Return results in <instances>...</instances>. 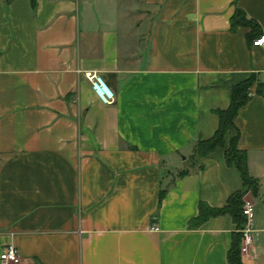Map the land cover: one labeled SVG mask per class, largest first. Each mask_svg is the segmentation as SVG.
Wrapping results in <instances>:
<instances>
[{"label": "crops", "instance_id": "obj_1", "mask_svg": "<svg viewBox=\"0 0 264 264\" xmlns=\"http://www.w3.org/2000/svg\"><path fill=\"white\" fill-rule=\"evenodd\" d=\"M237 7L264 34V0H0V256L14 244L20 264H228L233 216L198 217L244 188L225 158L239 134L259 182L242 259L264 264L256 87L226 146L191 159L234 85L255 73L264 87V46L232 29Z\"/></svg>", "mask_w": 264, "mask_h": 264}, {"label": "trees", "instance_id": "obj_2", "mask_svg": "<svg viewBox=\"0 0 264 264\" xmlns=\"http://www.w3.org/2000/svg\"><path fill=\"white\" fill-rule=\"evenodd\" d=\"M32 4L36 7V0H32ZM232 29L238 27H249L251 29V36L254 40L261 35V28L259 23L254 19L249 18L245 11L237 7L231 18ZM252 40V41H253ZM255 92L264 96L263 84L259 82L257 75L253 73L251 77L245 81L238 83L232 87L231 103L226 109L216 110L219 116V127L210 139H198L195 143L192 160L198 157H204L218 148L226 146V135L231 128H235V119L239 110L252 97ZM239 134H237L230 142V145L225 151V158L228 165L235 167L243 180L244 188L237 191L228 199L227 204L222 208H213L206 203L200 205V215L198 217V225L204 223L211 217H216L224 214H231L237 223V231L233 234L232 244L227 254L228 264H246L242 259L241 242L242 229L245 226V216L243 214V207L245 204V196L248 192L256 195L259 190V182L254 178L249 171L248 155L244 150L238 147ZM189 169H185L179 173V176H185L189 173ZM164 191L161 193V201L164 197Z\"/></svg>", "mask_w": 264, "mask_h": 264}, {"label": "built area", "instance_id": "obj_3", "mask_svg": "<svg viewBox=\"0 0 264 264\" xmlns=\"http://www.w3.org/2000/svg\"><path fill=\"white\" fill-rule=\"evenodd\" d=\"M254 46H264V34L253 40ZM87 79L91 82L94 91L106 103H113L116 99L115 93L109 87L103 76L89 72L86 73ZM254 210L255 203L253 201H245L243 214L245 216V226L242 229L241 254H248L255 242L257 232L254 227ZM0 259L11 264H20L21 256L18 248L14 244H7L2 250Z\"/></svg>", "mask_w": 264, "mask_h": 264}]
</instances>
